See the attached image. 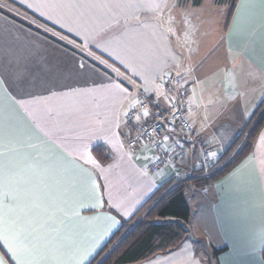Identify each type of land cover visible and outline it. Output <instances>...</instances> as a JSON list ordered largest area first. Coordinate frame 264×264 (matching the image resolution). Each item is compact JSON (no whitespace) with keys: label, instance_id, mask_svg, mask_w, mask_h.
Instances as JSON below:
<instances>
[{"label":"crops","instance_id":"1","mask_svg":"<svg viewBox=\"0 0 264 264\" xmlns=\"http://www.w3.org/2000/svg\"><path fill=\"white\" fill-rule=\"evenodd\" d=\"M9 1L81 44L76 48L62 38V45L0 11V183L11 191L0 215L22 247L39 249L28 258L70 262L87 251L90 261L117 231L119 219L130 218L169 181L192 183L202 150L213 164L264 102L262 0L243 9L236 0L212 56L194 70L179 72L177 24L172 17L168 31L159 21L168 0ZM75 50L89 58L94 52L117 77ZM79 64L85 70L77 72ZM122 76L143 87L160 110L167 111L180 96L189 102L186 118L198 144L187 146L184 157L171 158L154 179L145 168L157 156H168L171 143L167 138L158 145L142 144L129 158L125 143L137 131L139 116L126 119L134 97L120 83ZM159 83L176 96L166 98ZM96 147L105 151L107 162L93 157ZM117 172L135 178L132 202L126 201L130 194L123 192ZM202 192L209 195L210 207L208 220L198 222L201 241L187 233L176 250L139 264H211V253L223 248L217 264H264V127L252 154ZM207 245L212 252L203 257Z\"/></svg>","mask_w":264,"mask_h":264},{"label":"trees","instance_id":"2","mask_svg":"<svg viewBox=\"0 0 264 264\" xmlns=\"http://www.w3.org/2000/svg\"><path fill=\"white\" fill-rule=\"evenodd\" d=\"M0 1L16 14L27 19L23 20L14 14L4 12L0 9L2 13L7 14L18 22L52 38L45 31L34 25L32 26L29 21L35 22V24L40 25L45 30L51 31L61 38L70 41L76 48L81 45L78 41L69 38L68 36L60 35L56 30L49 28V26L42 23L21 6L9 0ZM197 2L200 3V0H196L195 5L198 4ZM235 3L236 0H215L216 5L226 4L231 7L230 12L228 13V20L232 15ZM52 39L62 45L64 43L61 40ZM76 52L82 54L81 51L77 50ZM91 54L95 58H89L85 54L82 55L102 71L113 77H117V73L109 70L98 62L102 61L103 58L94 52H91ZM119 79L120 83L131 92L132 90L128 80H125L123 76L122 78L119 77ZM141 88L144 91L145 96L151 99L143 87ZM132 95H134L133 97L135 99V94L132 93ZM161 111L166 112L165 110ZM142 122L150 123L152 122V118L149 116L144 117ZM263 127L264 102L259 104L252 119L247 121L242 132L223 151L221 156H219L213 164L211 158L209 160V166H203L200 157L199 164L201 168L195 171V174L199 176L193 179L192 183L205 188V186L211 185L215 181L225 177L252 154L257 137ZM182 140H184L183 142L185 145V156L187 146H189L190 143L185 139ZM197 144L198 143L195 140V145ZM193 145L194 144H192V146ZM92 155L100 163H105L109 159L105 155V151L100 147L93 148ZM185 186L186 184L181 180H172L157 188L154 193L135 210L130 218L119 219L120 226L117 231L100 248L88 264H139L155 257L167 255L180 247L185 241L188 233L186 224L188 223L190 216V207L184 193ZM193 243L196 244V242ZM223 251H225V248L213 251L211 253L210 263L217 264V256ZM261 256L264 260V250L261 252Z\"/></svg>","mask_w":264,"mask_h":264},{"label":"rangeland","instance_id":"3","mask_svg":"<svg viewBox=\"0 0 264 264\" xmlns=\"http://www.w3.org/2000/svg\"><path fill=\"white\" fill-rule=\"evenodd\" d=\"M195 2L196 0H168L164 11L159 17L161 25L168 31H170L172 17L173 21L175 20L174 22L177 24L173 40L182 52L180 54L181 62L178 64L176 72H179L182 67H186L187 71H190L192 68L194 70L199 64L201 65V63L212 56V46L218 42L220 30L223 24L228 20V13L231 9V7L226 4L222 6L216 5L215 0H203L200 2L199 8H192ZM4 7L5 5L0 1V9L9 13ZM181 7H183L182 10H180ZM48 33L55 40H59L60 36L51 31H48ZM210 36H212L211 41L204 45V39ZM159 84L166 98L172 99L176 96L173 90L165 88L161 83ZM133 155L134 154H129V158L132 160ZM196 165L195 163V166ZM127 174L129 176H126ZM116 176L117 180L121 182L122 188H124L123 192L126 190V192L130 194L126 201L132 202L137 193L135 190L136 183L134 182L133 184L132 182L135 178L128 172H117ZM150 178L154 179L155 176L150 175ZM112 181H115V178H113ZM129 185H132V187ZM127 189H131L133 193L131 194L130 192L132 191ZM202 189L203 187L200 185L189 183L184 190L186 200L190 207V216L186 224L188 235L200 241L204 234L199 231L198 222L200 218L208 220L210 207L208 202L209 195H205ZM211 252L212 248L208 245L201 249V255L203 257H209L208 255Z\"/></svg>","mask_w":264,"mask_h":264},{"label":"built area","instance_id":"4","mask_svg":"<svg viewBox=\"0 0 264 264\" xmlns=\"http://www.w3.org/2000/svg\"><path fill=\"white\" fill-rule=\"evenodd\" d=\"M4 8L11 14L25 20V18L16 14L11 9L7 7ZM163 81L165 84H170L171 78L165 76ZM129 84L132 90L131 93L135 94V99L134 106L127 112L126 118L131 120L134 115L144 118L145 116H143V113L147 111L151 114L149 117L152 118V122H141L135 134L126 140V149L128 152L134 154L136 149L142 144L150 143L158 145L167 138L171 143V150L168 156H157L145 168L146 174L157 175L169 164L171 158H181L184 156L185 145L182 139H185L190 144H195L192 126L186 118V113L189 110V102L184 97H177L169 102L168 110L162 112L159 108L158 101L147 98L139 84L132 82H129ZM167 120H169L170 123ZM173 131L180 134L182 139L178 140L173 136ZM210 159L211 157L207 152L203 151L201 153V162L203 166L208 167Z\"/></svg>","mask_w":264,"mask_h":264},{"label":"snow or ice","instance_id":"5","mask_svg":"<svg viewBox=\"0 0 264 264\" xmlns=\"http://www.w3.org/2000/svg\"><path fill=\"white\" fill-rule=\"evenodd\" d=\"M252 0H241L240 8L243 9L245 6L250 5ZM262 7H264V0H262ZM240 20L239 11L237 12V17L233 21V30L238 26V22ZM77 72H81L85 70V65L79 64L75 69ZM71 72V70H67ZM24 78V73H20V79ZM151 114L147 111L143 113V116L147 117ZM136 124L139 125V117L134 118ZM3 115L0 112V124H2ZM124 135V133H121ZM4 185L0 183V211L3 209L2 201L4 199L9 198L11 191H4ZM102 206V205H101ZM82 208L94 209L96 205H82ZM76 216L79 217V212L76 213ZM3 216L0 215V250L6 249L3 252V255H0V264H88L90 259V253L85 251L78 255L77 258H74L70 262L64 261H42L28 258L32 255H36L39 252V249H26L22 247L16 240L15 235L11 232V230H7L4 228Z\"/></svg>","mask_w":264,"mask_h":264}]
</instances>
